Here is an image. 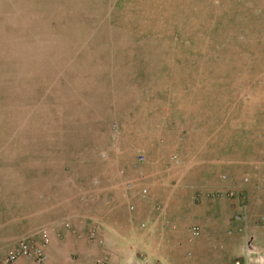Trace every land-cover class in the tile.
Returning a JSON list of instances; mask_svg holds the SVG:
<instances>
[{
    "label": "rangeland",
    "instance_id": "374dc122",
    "mask_svg": "<svg viewBox=\"0 0 264 264\" xmlns=\"http://www.w3.org/2000/svg\"><path fill=\"white\" fill-rule=\"evenodd\" d=\"M44 163L81 168L125 264H234L241 228L264 249V0H0V169Z\"/></svg>",
    "mask_w": 264,
    "mask_h": 264
},
{
    "label": "crops",
    "instance_id": "0c3cea01",
    "mask_svg": "<svg viewBox=\"0 0 264 264\" xmlns=\"http://www.w3.org/2000/svg\"><path fill=\"white\" fill-rule=\"evenodd\" d=\"M182 122L183 120H177V124ZM80 173V167L68 169L65 165L50 163L0 169V264H5L9 252L17 242L37 237L43 228L49 229L51 234V243L44 250L46 264H95L98 260L108 263L109 260L111 263L122 261L125 264L130 252L125 247L124 240H116L115 237L126 238L131 233L129 229L99 231L102 245L90 241L86 235L90 228L88 231L84 228L83 217L89 210L81 203L78 185ZM102 201L100 205L106 202ZM92 202L94 201L90 199L89 204ZM97 202L93 205L98 207ZM209 204L212 205L205 202L201 206ZM176 205L177 202H171L167 212V219L171 223L178 222L183 217L177 215ZM6 209L9 211L5 212ZM106 219L113 222L111 214H107ZM153 224L151 231L156 236L164 237L155 247L162 252L176 249L173 241L167 242L166 239L173 240L177 236V230L162 228L160 221L153 220ZM212 235L217 234L214 232ZM212 237L213 242L219 243L221 248V238ZM253 244L264 255V249L258 240L255 241L254 236ZM7 264H32V261L21 257ZM249 264L256 263L251 261Z\"/></svg>",
    "mask_w": 264,
    "mask_h": 264
},
{
    "label": "built area",
    "instance_id": "2783aa9c",
    "mask_svg": "<svg viewBox=\"0 0 264 264\" xmlns=\"http://www.w3.org/2000/svg\"><path fill=\"white\" fill-rule=\"evenodd\" d=\"M176 159V157H173ZM146 193L145 190L142 191ZM237 220L244 221V218L238 217ZM260 224L264 225V215L260 217ZM242 234L239 260L237 259L234 264H249L253 261L256 264H264V255L253 244V236L247 235L242 228L239 230ZM99 227L92 225L88 231V239L102 245V239L98 236ZM191 237H198L200 235V229L197 226H193L190 231ZM59 234H57L58 236ZM51 243L50 230L43 228L39 231L37 238L30 237L20 240L15 244L12 250L9 252L5 264L13 262L18 258L24 257L32 261V264H46L45 248ZM95 264H108L104 260H98Z\"/></svg>",
    "mask_w": 264,
    "mask_h": 264
}]
</instances>
